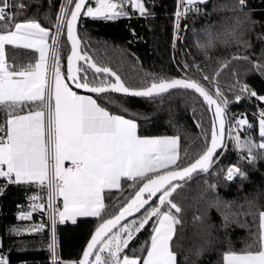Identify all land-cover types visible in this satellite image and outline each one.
Instances as JSON below:
<instances>
[{
    "label": "trees",
    "instance_id": "obj_1",
    "mask_svg": "<svg viewBox=\"0 0 264 264\" xmlns=\"http://www.w3.org/2000/svg\"><path fill=\"white\" fill-rule=\"evenodd\" d=\"M19 1L23 7L12 21L0 22V32L11 31L18 22H33L54 33L62 0ZM115 1L119 13L112 19L83 16L79 24L83 52L95 65L114 70L135 90L182 78L172 57L177 0H140L141 9L133 0ZM6 2L0 0V7ZM98 3L91 0L87 8ZM198 8H203V14H188L184 19L178 65L186 76L227 103L232 121L238 117L240 121L208 171L178 185L169 201L144 224L149 216L144 213L157 200L138 215L144 218L120 252V258L133 259L136 264L144 263L159 217L165 212L175 222L170 250L174 264H225L226 254L259 252L263 247L264 134L254 110L255 104L264 109V0H211ZM58 48L66 73L70 45L65 28ZM6 60L11 71L26 70L35 64L37 53L6 45ZM78 71L91 86L114 81L94 72L87 63L79 65ZM94 97L109 113L134 120L139 136L175 137L177 162L166 170L123 178L119 189L105 191L98 216L58 225L59 254L65 261L80 259L96 227L124 207L147 180L190 165L210 142V112L195 92L176 90L152 98L107 92ZM44 106V101L0 103V143L7 139V122L12 116ZM230 168L235 171L231 179L226 176ZM47 194L46 182L14 183L0 176V264H50ZM36 198L44 204L41 213L34 212ZM30 212L33 214L24 215Z\"/></svg>",
    "mask_w": 264,
    "mask_h": 264
},
{
    "label": "crops",
    "instance_id": "obj_2",
    "mask_svg": "<svg viewBox=\"0 0 264 264\" xmlns=\"http://www.w3.org/2000/svg\"><path fill=\"white\" fill-rule=\"evenodd\" d=\"M210 1L183 0V3L191 9ZM112 2L116 1L99 0L95 8L104 5L105 11L97 10L104 16L110 7L107 5ZM116 6L115 3L114 9ZM13 28L0 32V103L44 101L45 106L14 115L7 122V139L0 143V176L14 183L46 182L47 213L49 219L54 218L56 225L98 216L104 207L105 191L119 189L123 178L132 179L175 165L178 143L175 137L176 141L167 136H139L134 120L102 112L100 109L105 108L94 95L86 96L75 90L61 67L54 72L49 110L46 99L51 81L54 33L33 22H18ZM6 45L36 52L35 64L26 70L11 71L6 60ZM127 119L132 120L135 126ZM48 120L52 123L53 175H50L47 164L46 137L42 131L43 128L45 131ZM69 161H83L84 166L72 172L67 167ZM174 223L172 215L167 212L160 215L143 264H174L170 251ZM261 229V251L226 254L224 263L264 264V212L261 214ZM135 232L128 241L122 242V247L116 252L118 255ZM120 264L136 262L123 258Z\"/></svg>",
    "mask_w": 264,
    "mask_h": 264
},
{
    "label": "water",
    "instance_id": "obj_3",
    "mask_svg": "<svg viewBox=\"0 0 264 264\" xmlns=\"http://www.w3.org/2000/svg\"><path fill=\"white\" fill-rule=\"evenodd\" d=\"M91 0H75V3L70 11L66 21V39L70 45V52L66 59V76L69 84L86 96H93L112 92L119 95L152 98L166 95L176 90H188L198 94L203 101L206 102L211 116V135L210 142L200 157H198L190 165L183 168L172 169L156 175L147 180L140 189L132 196L114 216L104 220L93 231L88 243L80 257L79 264H91V261L103 243L113 232L123 224L146 210L161 194L167 191L175 184H181L193 176L208 171L214 164L216 158L221 154L227 143V103L222 104L220 100L208 91L204 86L194 80L175 78L173 80L161 81L143 89H132L125 85L121 77L110 68H103L95 65L91 57L82 52V44L79 36V27ZM81 62H85L91 66L93 71L98 74H104L114 78V82L101 86H91L87 81L82 82L78 66ZM225 64L217 73L226 67ZM102 112L109 114L105 109H100ZM44 132V128L42 129ZM41 131V132H42ZM176 141L174 137H171ZM149 194V197H144Z\"/></svg>",
    "mask_w": 264,
    "mask_h": 264
},
{
    "label": "rangeland",
    "instance_id": "obj_4",
    "mask_svg": "<svg viewBox=\"0 0 264 264\" xmlns=\"http://www.w3.org/2000/svg\"><path fill=\"white\" fill-rule=\"evenodd\" d=\"M17 1H19V0H17ZM19 3L22 4V2H20V1L17 2V4H19ZM71 3H72V0H62V3L60 5V11L58 14V18H57V22H56V26H55V30H54V35H53L54 39L56 38L55 40L58 43V47H59V42L61 40L64 28H66L65 25H66L68 15H69L70 11L72 10V7H73L75 2L73 3V5ZM115 3L112 2V4H110L109 8H108L109 5H107V8H108L110 13L105 12L106 14L104 16L102 15L103 12L97 11V10H104V8H105L104 5L102 6L104 8H102L101 6L98 7L97 9H95L96 6L92 7V8L91 7L87 8L85 13H84V16H86V15L91 16V14H93L96 16H101V17H106V18L112 19L115 17V15L117 13H119L118 9H116V7H115V12H114ZM133 3L135 4L136 8L141 9L140 0H133ZM22 7H23V5H22ZM56 30H57V34L55 36ZM82 52H83V49H82ZM83 53H85V52H83ZM60 56H61V53L59 52V48H58L57 49V55H56L55 59L53 60L52 69L50 67L51 70H50L49 81L51 80L50 81L51 84H52V80L54 78L55 69L57 70V69H60V67L61 68L63 67L61 60H60ZM54 63H55V65H54ZM62 70H63V68H62ZM181 77L184 79L188 78V76H186L184 74H182ZM241 94L243 95L245 93L241 92ZM51 103H52V99H51V102H49V105H50L49 110H51ZM221 103L224 104L223 102H221ZM226 118H227V141H228L229 133H231L232 130H236L238 123H237V118L234 121H232L230 119L228 112H226ZM238 118H240V117H238ZM242 119H245V118H242ZM127 120L135 126V124L132 120H129V119H127ZM241 122L243 123L245 121L242 120ZM260 131L262 134H264V127L261 123H260ZM44 132L45 133L43 135H45V137H46V146H47L46 148L48 151L47 164H48V167L50 169V173H51L50 175H53V166H52V164H53V136H52V123L50 122V120L47 121V123L45 125V131ZM230 169L233 170V168H230ZM234 173H235V171H234ZM178 185H180V184H175V185L171 186L167 191H165L163 194H161V196L156 201V205L150 206L146 210V212L144 213L143 216L145 217L146 215H149L147 217V218H149L153 214H155L156 210H158V208H160V206L163 203H165L166 201H169L168 196H170L173 193V191L178 187ZM59 186H60V181H58V184L56 186L57 191H58L57 188H59ZM33 206L35 209L34 212H36V213L43 212L44 204L42 202H40L39 198H36L35 202L33 203ZM31 214H33V213L30 212V213H26L24 215L30 216ZM45 214H46V212H45ZM47 215H48V213H47ZM143 216H136V217L130 219L128 221V223L126 222L125 224H123L116 231L114 230V233H112V235H110L103 243H101V246L96 251V253H95V255L91 261V264H120L122 258H120V255H118L116 252L118 251L120 246L122 247V242L128 241V239L132 236V233L135 232V230L138 227L136 224L141 220V218L142 219L144 218ZM172 219H174V218L172 217ZM54 228L55 227H51V222H50V229H51L50 230V245H51V242L53 240V247L55 246V243L57 242V237L55 236L56 230ZM50 245H49V247H50ZM79 261H80V259H79ZM0 262H3L2 257H0Z\"/></svg>",
    "mask_w": 264,
    "mask_h": 264
},
{
    "label": "built area",
    "instance_id": "obj_5",
    "mask_svg": "<svg viewBox=\"0 0 264 264\" xmlns=\"http://www.w3.org/2000/svg\"><path fill=\"white\" fill-rule=\"evenodd\" d=\"M112 4V3H111ZM110 6V4H109ZM19 8H22V4L19 3L17 4L16 0H7L6 4L4 6L0 7V22H6V21H12L15 16H16V12H18ZM176 10L174 13V17H175V24H174V34H173V40H172V57H173V61L174 64L177 67V70L181 73L186 75V73L184 72L183 68L179 67V62L180 59L178 57V53H177V49H178V41L181 38V33L184 27V19L187 17L188 14H200L204 12V10H202L203 8H191V9H187V7H185L183 0H177V5H176ZM97 9V8H95ZM18 10V11H17ZM107 13H110L109 10L107 11ZM86 15V14H85ZM57 34V30L55 32V36ZM56 39V38H55ZM53 39V45H52V51H51V69H52V64H53V60L55 59L56 55H57V49H58V43L57 41ZM55 65V63H54ZM187 79L189 80H194L193 78L188 77ZM51 83H49V88H48V92H47V103L51 102ZM243 98L248 99L249 101H252L251 98L247 95V94H243ZM256 109L254 110V115L255 117L260 121V123L263 125L264 127V109L262 107H260L258 104H255ZM240 121V118H237V123ZM84 166V162L83 161H69L67 163V167L70 169V171L72 172H77L80 169H82ZM234 170L232 169H228L226 172V176L231 179L234 178ZM51 221V227H55L54 229L56 230L55 232V236L57 237V227L58 225H56L55 220L53 217L50 218ZM49 262L50 264H79V259L78 260H69V261H65L64 259L61 258L60 254H59V243H58V237H57V242L55 243V246L53 247V240L51 242L50 245V255H49Z\"/></svg>",
    "mask_w": 264,
    "mask_h": 264
},
{
    "label": "flooded vegetation",
    "instance_id": "obj_6",
    "mask_svg": "<svg viewBox=\"0 0 264 264\" xmlns=\"http://www.w3.org/2000/svg\"><path fill=\"white\" fill-rule=\"evenodd\" d=\"M84 63H85V62H81V64H84ZM81 64H80V65H81ZM80 77H81V75H80ZM85 81H87V80H85ZM114 81H115V80H114ZM114 81H113V82H114ZM82 82H84V81L82 80ZM88 84H89V83H88ZM105 85H106V84H105Z\"/></svg>",
    "mask_w": 264,
    "mask_h": 264
}]
</instances>
